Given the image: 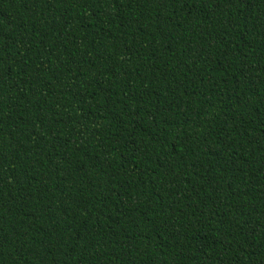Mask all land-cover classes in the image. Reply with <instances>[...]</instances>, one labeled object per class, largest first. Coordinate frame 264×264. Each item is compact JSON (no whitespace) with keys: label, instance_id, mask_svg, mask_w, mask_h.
<instances>
[{"label":"trees","instance_id":"1","mask_svg":"<svg viewBox=\"0 0 264 264\" xmlns=\"http://www.w3.org/2000/svg\"><path fill=\"white\" fill-rule=\"evenodd\" d=\"M0 264H264V0H0Z\"/></svg>","mask_w":264,"mask_h":264}]
</instances>
